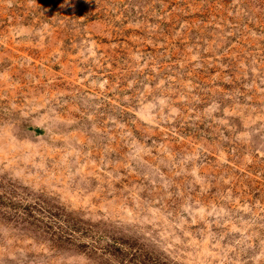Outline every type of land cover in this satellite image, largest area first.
Returning a JSON list of instances; mask_svg holds the SVG:
<instances>
[{"label": "rangeland", "instance_id": "obj_1", "mask_svg": "<svg viewBox=\"0 0 264 264\" xmlns=\"http://www.w3.org/2000/svg\"><path fill=\"white\" fill-rule=\"evenodd\" d=\"M0 264H264V0H0Z\"/></svg>", "mask_w": 264, "mask_h": 264}]
</instances>
